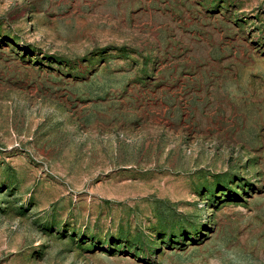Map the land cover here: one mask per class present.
<instances>
[{
  "label": "rangeland",
  "instance_id": "374dc122",
  "mask_svg": "<svg viewBox=\"0 0 264 264\" xmlns=\"http://www.w3.org/2000/svg\"><path fill=\"white\" fill-rule=\"evenodd\" d=\"M0 264H264V0H0Z\"/></svg>",
  "mask_w": 264,
  "mask_h": 264
}]
</instances>
